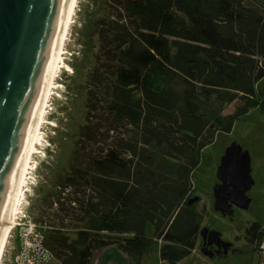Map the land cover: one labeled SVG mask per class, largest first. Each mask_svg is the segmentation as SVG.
Here are the masks:
<instances>
[{
  "label": "trees",
  "instance_id": "trees-1",
  "mask_svg": "<svg viewBox=\"0 0 264 264\" xmlns=\"http://www.w3.org/2000/svg\"><path fill=\"white\" fill-rule=\"evenodd\" d=\"M116 1L124 15L102 35L101 65L109 63L110 77L100 78L106 65L95 73L98 93L88 107L103 123L97 128L89 115L57 187L70 191L66 213L79 227L73 239L66 225L54 227L44 246L60 264H91L111 247L142 264L157 246L163 263L178 264L191 256L203 228L198 202L189 205L202 152L258 106L264 5ZM99 94L102 109L95 106ZM213 102L239 106L213 117ZM263 240L264 228L254 222L246 241L258 249Z\"/></svg>",
  "mask_w": 264,
  "mask_h": 264
},
{
  "label": "rangeland",
  "instance_id": "rangeland-1",
  "mask_svg": "<svg viewBox=\"0 0 264 264\" xmlns=\"http://www.w3.org/2000/svg\"><path fill=\"white\" fill-rule=\"evenodd\" d=\"M79 2L65 47L63 67L57 75L58 84L42 127L43 145L34 158L31 179L24 191L23 198L26 199L18 208L17 226L11 233L2 264H60L44 246V237L49 236L54 227L66 225L73 239L79 227L70 223L66 213L70 210V191L62 193L57 187L60 179L70 172L73 154L89 115L97 128L103 123L99 121L102 114L90 112L88 107L91 95L98 93L95 73L105 65L109 67V63L101 65L104 59L102 35L108 33L109 24L124 15L116 0ZM260 2L264 5V0ZM108 67L100 71V78L109 79ZM102 96L99 94L96 98L95 106L99 109L103 107ZM258 99V106L235 123L231 134L217 135L214 143L204 149L200 166L194 174L193 198L200 199L197 210L204 213L202 227L220 233L225 242L245 250L248 255L211 262L202 256L197 240L191 256L178 264H264V257L246 241V231L254 222L264 228V81L258 86ZM238 106L239 103L222 105L213 102L207 112L213 117L227 116L233 114ZM107 135L111 137L113 133ZM232 143H238L249 152L255 185L248 193L253 200L251 208L236 210L231 218L214 211L213 189L218 182L220 161ZM91 264L130 262L124 254L111 247L97 251ZM142 264H165L160 259L159 246L144 257Z\"/></svg>",
  "mask_w": 264,
  "mask_h": 264
},
{
  "label": "water",
  "instance_id": "water-1",
  "mask_svg": "<svg viewBox=\"0 0 264 264\" xmlns=\"http://www.w3.org/2000/svg\"><path fill=\"white\" fill-rule=\"evenodd\" d=\"M67 4L68 0H0V229ZM217 179L216 213L230 216L233 206L249 210L247 193L255 181L250 154L238 143L226 149ZM199 200L193 198L189 205ZM207 232L221 236L204 228L200 232L204 240ZM202 255L207 256L204 249Z\"/></svg>",
  "mask_w": 264,
  "mask_h": 264
},
{
  "label": "bare ground",
  "instance_id": "bare-ground-1",
  "mask_svg": "<svg viewBox=\"0 0 264 264\" xmlns=\"http://www.w3.org/2000/svg\"><path fill=\"white\" fill-rule=\"evenodd\" d=\"M80 0H68L65 15L37 105L35 116L11 192L9 203L0 229V264H2L6 248L12 231L17 226V216L20 214L18 208L23 205L26 198L24 197L25 187L28 186V181L31 179L30 175L33 168V162L36 155H38V148L43 144L42 127L45 123V117L52 101L53 92L56 90L58 84V73L64 63V54L66 50V43L72 29V22L76 16V9Z\"/></svg>",
  "mask_w": 264,
  "mask_h": 264
},
{
  "label": "flooded vegetation",
  "instance_id": "flooded-vegetation-1",
  "mask_svg": "<svg viewBox=\"0 0 264 264\" xmlns=\"http://www.w3.org/2000/svg\"><path fill=\"white\" fill-rule=\"evenodd\" d=\"M220 163H221V161H220ZM217 181L218 182L215 184V186L220 184V181L218 179H217ZM247 196H248V193H247ZM252 201L253 200L251 199V204H252ZM213 205H214V203H213ZM250 208H251V205H250ZM236 210H241V209L233 206L232 207L233 214L230 215L229 217H231V218L234 217V213ZM226 217H228V216H226ZM202 229H204V227ZM208 229H209V231H213V229H211V228H208ZM198 242L200 244L199 251L201 252V254H202V249H204V251L207 254V256H204V255H202V256L206 260L211 261V262L212 261L231 260V259H235V258H243V257H245L246 254L248 255V253L245 250L236 248L235 245L228 243V242H225L223 240L222 236H219L215 233H214V235L210 236V234L207 232L205 240L201 237V235H199ZM204 242H208V243L205 245ZM209 242H211L213 244L209 245ZM253 248H254V250H256L258 252L257 244H255L253 246Z\"/></svg>",
  "mask_w": 264,
  "mask_h": 264
},
{
  "label": "built area",
  "instance_id": "built-area-1",
  "mask_svg": "<svg viewBox=\"0 0 264 264\" xmlns=\"http://www.w3.org/2000/svg\"><path fill=\"white\" fill-rule=\"evenodd\" d=\"M258 252L264 257V240L258 246Z\"/></svg>",
  "mask_w": 264,
  "mask_h": 264
}]
</instances>
